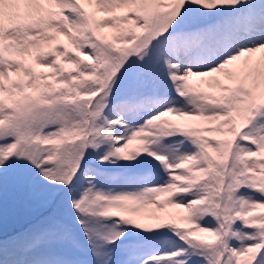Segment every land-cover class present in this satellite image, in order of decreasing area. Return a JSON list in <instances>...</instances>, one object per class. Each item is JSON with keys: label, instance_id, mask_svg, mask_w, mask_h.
Returning a JSON list of instances; mask_svg holds the SVG:
<instances>
[{"label": "snow or ice", "instance_id": "obj_1", "mask_svg": "<svg viewBox=\"0 0 264 264\" xmlns=\"http://www.w3.org/2000/svg\"><path fill=\"white\" fill-rule=\"evenodd\" d=\"M0 264H264V0H0Z\"/></svg>", "mask_w": 264, "mask_h": 264}]
</instances>
